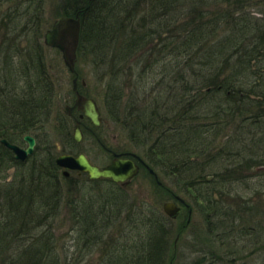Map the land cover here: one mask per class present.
Segmentation results:
<instances>
[{
  "label": "trees",
  "instance_id": "obj_1",
  "mask_svg": "<svg viewBox=\"0 0 264 264\" xmlns=\"http://www.w3.org/2000/svg\"><path fill=\"white\" fill-rule=\"evenodd\" d=\"M19 1L32 7L29 0ZM213 1L214 10L202 11L182 24L179 17L167 23L171 8L190 3L193 16L204 3L210 7V0H63L62 11V16L81 17L78 57L88 59L100 80H105L108 109L104 108L111 122L123 126L137 152L143 149L139 155L160 176L171 179L189 201L188 208L207 218L209 225L211 216L226 213L218 209L235 206L233 193H242L245 199L248 191L259 192L253 188V172L260 177L264 168V10L258 17L251 12V0ZM13 2L17 0H0V11ZM223 3L229 5L227 12L215 10ZM29 7H25L28 13ZM21 10V5H12L8 18L1 17L8 54L1 64L13 67L20 62L11 56L18 53L20 38L32 43L29 61L32 53L38 57L30 65L18 64L12 74L9 68L1 70L0 141L17 143L36 133L40 142L37 133L52 115L48 107H52L55 86L40 54L45 46L43 36L35 34L40 25L36 12L26 24L17 23L19 30H10ZM173 25L184 29L182 39L173 44L175 48L167 43L161 50V55L173 59L168 64L160 58L163 80L157 82L154 76L153 87L147 90L139 79L155 69L151 63L139 69V62H144L140 58L156 49L151 44L158 31H169ZM36 35L32 42L31 36ZM6 36L14 40L9 42ZM35 153L22 164L0 143V173L21 169L12 181L0 175V264H74V256L63 247L62 256L56 235L44 226L62 204L72 208L71 225L80 224L78 243L82 241L86 252L101 250L98 264L167 263L173 248L163 222L166 216H157L154 209L124 207L123 185L89 181L86 175L66 178L50 149L39 148ZM80 181L112 190L97 206L99 200L94 202L93 210L84 212L82 202L64 195L78 192ZM216 194H220L217 200ZM229 215L218 218L223 219L221 223L231 222ZM114 226H119L120 235L103 246ZM126 226L130 231H125Z\"/></svg>",
  "mask_w": 264,
  "mask_h": 264
},
{
  "label": "rangeland",
  "instance_id": "obj_2",
  "mask_svg": "<svg viewBox=\"0 0 264 264\" xmlns=\"http://www.w3.org/2000/svg\"><path fill=\"white\" fill-rule=\"evenodd\" d=\"M29 1L32 4L31 8L25 4V1L20 2L17 0V2L9 4V6L6 5L0 11V75L2 74V68H9V72L12 74L13 69L18 64L28 62L27 64L30 65V62L33 61L36 56L38 57V53H36V56L32 53L31 61H29L32 43L25 38H20L17 41V44L21 46L18 53L14 51L11 55L14 57V62H20L13 64V67L11 65L7 66L6 64H1V61L8 55L5 53L7 46L3 44L5 35L3 34L4 23L1 22V17L5 15V18H8V10L10 12L12 5L16 6L18 4V6L21 5L22 7L21 12L16 14L15 18L13 17V24L10 29L12 31L19 30V26L26 24L28 22L27 19L36 12V15L40 17V25L39 27H35L37 28L35 34L37 33V35L44 36L45 33L51 29L53 24L62 17L63 0ZM251 2L253 6L251 8V12L260 17L264 10V0H251ZM210 3V7H207V4L205 3L203 6L198 7L193 16L190 14L191 11L189 8H192L190 3L174 6L171 8V15L170 18L167 19V23H172L179 17L178 19L181 20L182 24L185 21L190 20L192 17L194 18L195 16L201 14L202 11H206L207 9L212 11L214 10L212 6L217 4H215L216 2L213 0H210ZM25 7L30 8V13L25 10ZM226 7H229V5L226 6V4L223 3L221 7L215 10L223 9L227 12ZM249 9L250 8H247V10ZM25 13L28 14L25 16ZM17 23L19 26H17ZM158 32V37L156 39L154 38L152 41L153 44H151L155 45L156 49L152 51L150 55L144 53V56L140 58L141 62H144L142 64L139 62L140 65L138 66L139 69L142 65H147L149 63L154 66L153 69H155V71H150L148 75L145 76V79H142L143 77L139 79V82L147 85V90L153 87V84L152 86L150 85L153 80H155L156 76L157 82H161V80H163L160 76L161 72H164L163 60L164 62H168V64H170L173 59L172 55H167L168 58L161 55V50L167 45V43H170L169 46L172 45V48H175V45L173 44L175 42L180 43L184 29H181V27L179 28L178 25H173V28L169 31L165 29ZM37 35L33 38L31 36L32 42L36 40ZM12 37L6 36V39L10 38L9 42H12L14 40V36ZM5 42L7 41L5 40ZM153 52H155V54H153ZM40 54L44 59L43 64L47 69L48 77H51V80L54 83L55 96L52 102V107H48V110H51L50 113L52 115L49 121L45 122L42 129H40L42 131L37 133L40 136V142L38 143L36 149H50L55 158L63 154L73 155L75 157L80 154H85L98 166H107L111 163L113 156L109 152L101 149V147H99L95 141L90 139L87 134L81 142L76 143L74 141L75 125L77 123L75 120L76 117L72 115L68 121V117L65 112L66 105H73L75 102V97L72 92V81L74 77L65 66L62 54L58 50L48 47H45L43 52L40 51ZM162 57H164V59L160 61V58ZM76 66V69L80 74V87L83 83L82 81L85 80V90L96 99L100 106L102 113V126L99 129H96V132L103 140L105 146L116 153L130 152L139 156V152H142L143 149H138L137 152L136 146L130 141L128 133L123 126L121 124L117 125L116 123L114 124V122H111V118L106 112L105 108H107V103H104L106 88L105 80H100L99 73L93 70L92 64L88 59L83 60L79 58ZM9 72L7 75H10ZM132 81L136 82V78ZM80 89L82 90V88ZM75 114L78 115L77 113ZM61 122H63L64 126H62ZM89 126H91V124H89ZM65 127L68 128L67 132H65ZM34 136H37L36 133ZM47 143L49 146H46ZM35 155L37 154L35 153ZM154 170L157 172L156 169ZM260 171V177H254L256 175V171L254 170L253 172L255 173L253 176L255 187L253 188H259V192L257 191L258 193H254L256 192L254 190H251L250 192L248 191L245 199H242V193H233L231 203L235 205L233 206L234 208L224 206L223 208L218 209V213L223 211L227 214L223 213L224 215H221L220 213L217 214L216 217L211 216L212 225H209L208 219L201 216L199 212H193V209L187 207L189 201L187 200V204L186 196L178 191L171 179H165L164 176H160L159 181L162 184V187H160L157 185L154 178H152L144 169L139 173L138 177L125 186L124 190L127 201L124 207L132 205L133 207L139 206L140 210L142 208L144 210L154 209L159 214L157 216L167 217H165L166 219L163 217V222L168 228L170 245L173 249L170 251V257L166 264H264V168H261ZM20 172L21 169L16 170L13 168L5 171L4 173H0V175L5 176L6 181H12L17 175L19 176ZM0 185H2L1 181ZM78 185V192L76 190L69 194L64 192V195L71 201L79 200L82 202V209L84 212L87 209L93 210L95 205L97 206L102 202V198L105 194L107 195V192L111 193L112 190L111 186L104 184H95L90 186L85 184L83 181H80ZM173 194L175 197L183 199L185 202L184 204L187 205H183L184 208H182L181 213H179L176 218L168 217L163 210V205L165 203L177 202L173 197ZM218 195L220 196V194H216L214 196L215 200H217ZM222 200L224 201V199ZM95 201L98 202L96 203ZM260 212L262 215H257ZM53 213L56 217L54 218V216H51V219L49 220V215L47 220L44 221L47 225L44 226H49L50 232H53V234L56 235L55 237H57L59 241V253L62 256L64 255L61 251L63 247L70 256H74L76 260L74 264H98V261L101 259V250H97L96 247L95 249L86 252L85 247H82V241L80 244L78 243L80 224L75 226L71 225L73 222L71 217L72 208H68L66 205L62 204L60 210L57 212L54 211ZM228 213H230V220L233 224L229 221H223V223H221L223 219H226ZM218 217L223 219L221 220ZM159 221H161V219H159ZM118 224H120V222ZM118 228L119 226L110 228L111 230H109V235L107 236L105 243L102 244L103 246L107 243L110 245L116 240L117 236H119L121 232ZM128 228L129 226H126L125 231H130Z\"/></svg>",
  "mask_w": 264,
  "mask_h": 264
},
{
  "label": "water",
  "instance_id": "obj_3",
  "mask_svg": "<svg viewBox=\"0 0 264 264\" xmlns=\"http://www.w3.org/2000/svg\"><path fill=\"white\" fill-rule=\"evenodd\" d=\"M81 27V18L79 15L76 17H62L54 23L52 28L45 34L44 39L48 47L58 49L62 53L64 64L73 74H76ZM73 90L76 95L75 106L72 108L67 107V113L69 115L72 114L74 108L77 107L96 127H99L101 125V113L98 105L93 99L86 98L79 93L77 78L73 80ZM74 136L77 142L82 140L79 122H77ZM25 141H27L29 145L27 149L19 148L16 145L8 143L6 140H3L2 144L15 153L17 160L24 162L34 153L36 145L35 139L31 136L25 137ZM136 158L138 157L136 156ZM56 164L65 170V176H69L71 171H79L87 173L90 180L107 179L118 184H126L139 173V166L136 165L132 159L121 158L119 155L115 156L109 166L102 169L92 164L84 154L78 157L71 155L59 156L56 159ZM150 172L157 178V175L152 169H150ZM177 200L183 204L185 203L184 200L179 197ZM179 211L180 208L175 203H166L164 205V212L171 218H175Z\"/></svg>",
  "mask_w": 264,
  "mask_h": 264
},
{
  "label": "flooded vegetation",
  "instance_id": "obj_4",
  "mask_svg": "<svg viewBox=\"0 0 264 264\" xmlns=\"http://www.w3.org/2000/svg\"><path fill=\"white\" fill-rule=\"evenodd\" d=\"M76 110L74 111V115L76 116ZM78 116H79V113H78ZM79 118L81 120H83L81 118V116H79ZM77 119V118H76ZM78 120V119H77ZM80 127H82V131H83V134L86 136V134L90 137V139H92L93 141H95V143L97 145H99V147H101V149L105 150L106 152H109L111 153V155H119L121 158H132L135 160L136 164L140 165V172L144 169L147 171V169L143 166V164H141L140 161L137 160V158H135L136 156H138L137 154H133V153H130V152H126V153H120V154H117L116 152H113L112 150L108 149L103 140L99 137V135L97 134L96 132V129H94V127L92 126H89V125H80ZM19 147L21 148H26L27 147V143L24 141V139H21L17 142V144ZM135 156V157H134ZM15 157V156H14ZM142 158V157H141ZM144 161V160H143ZM146 163V162H145ZM148 172V171H147ZM149 173V172H148ZM81 175V174H80ZM150 175V174H149ZM151 176V175H150Z\"/></svg>",
  "mask_w": 264,
  "mask_h": 264
},
{
  "label": "bare ground",
  "instance_id": "obj_5",
  "mask_svg": "<svg viewBox=\"0 0 264 264\" xmlns=\"http://www.w3.org/2000/svg\"><path fill=\"white\" fill-rule=\"evenodd\" d=\"M81 18V17H80ZM81 25H82V20H81ZM83 124V125H89L90 122L87 120V119H83L80 121V125Z\"/></svg>",
  "mask_w": 264,
  "mask_h": 264
}]
</instances>
